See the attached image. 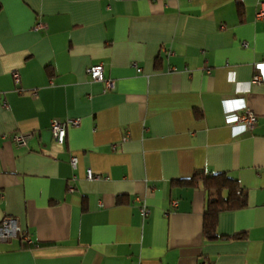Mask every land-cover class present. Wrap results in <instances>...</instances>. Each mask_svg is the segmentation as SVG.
Masks as SVG:
<instances>
[{
	"label": "crops",
	"instance_id": "obj_1",
	"mask_svg": "<svg viewBox=\"0 0 264 264\" xmlns=\"http://www.w3.org/2000/svg\"><path fill=\"white\" fill-rule=\"evenodd\" d=\"M261 9L0 0V222L22 229L0 242V264H264ZM98 64L114 88L90 77ZM236 109L256 114L252 128L228 121ZM69 119L80 122L61 144L51 122ZM16 133L31 136L19 145ZM199 171L227 173L247 194L220 212L214 238L207 189L186 183Z\"/></svg>",
	"mask_w": 264,
	"mask_h": 264
},
{
	"label": "built area",
	"instance_id": "obj_2",
	"mask_svg": "<svg viewBox=\"0 0 264 264\" xmlns=\"http://www.w3.org/2000/svg\"><path fill=\"white\" fill-rule=\"evenodd\" d=\"M256 17L259 19H264V9L259 10L256 13ZM44 28V25L40 22L36 23L33 26V30H41ZM244 45H247L246 42H243ZM137 70L140 72L141 68L137 67ZM88 73L93 80L96 81H103L105 83V90H110L114 88V81L110 78H105L103 73V66L101 64L93 65L88 69ZM14 77L18 79L19 73L18 71L14 72ZM253 83H264V75L260 72H256L252 78ZM239 109H236L231 114L228 115V121L230 123H234L239 127V131L241 127H243V131L252 128L256 121V114L250 110L246 109L245 112L239 113ZM79 119H69L67 121H58L53 120L51 122V129L53 131L55 140L59 143H64L66 138V129L68 126L78 125ZM240 131V132H243ZM31 134H24V133H16L13 136L15 142L19 145H23L27 143V140L30 138ZM72 165L75 167L77 165V158L73 157L71 160ZM87 177L89 179L98 178V175H95L91 169L87 171ZM143 212L145 213L146 209L142 208ZM21 227L17 222V219L14 217H4L0 222V242H7L16 237H18L21 233ZM203 264H207L206 262Z\"/></svg>",
	"mask_w": 264,
	"mask_h": 264
},
{
	"label": "trees",
	"instance_id": "obj_3",
	"mask_svg": "<svg viewBox=\"0 0 264 264\" xmlns=\"http://www.w3.org/2000/svg\"><path fill=\"white\" fill-rule=\"evenodd\" d=\"M186 183L193 186L203 184L209 193L203 224L204 234L208 238L216 236L220 212L243 208L248 204L247 194L239 180L227 173L208 175L199 171L187 179Z\"/></svg>",
	"mask_w": 264,
	"mask_h": 264
},
{
	"label": "clouds",
	"instance_id": "obj_4",
	"mask_svg": "<svg viewBox=\"0 0 264 264\" xmlns=\"http://www.w3.org/2000/svg\"><path fill=\"white\" fill-rule=\"evenodd\" d=\"M243 130H244L243 127H241L240 131H243Z\"/></svg>",
	"mask_w": 264,
	"mask_h": 264
}]
</instances>
